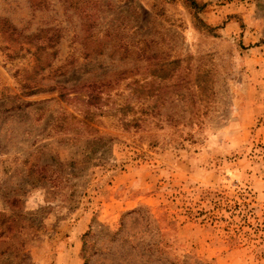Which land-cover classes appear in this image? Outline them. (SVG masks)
<instances>
[{"label":"rangeland","instance_id":"rangeland-1","mask_svg":"<svg viewBox=\"0 0 264 264\" xmlns=\"http://www.w3.org/2000/svg\"><path fill=\"white\" fill-rule=\"evenodd\" d=\"M191 3L0 0V264H264V0Z\"/></svg>","mask_w":264,"mask_h":264},{"label":"trees","instance_id":"trees-1","mask_svg":"<svg viewBox=\"0 0 264 264\" xmlns=\"http://www.w3.org/2000/svg\"><path fill=\"white\" fill-rule=\"evenodd\" d=\"M192 1V3L190 4L193 8H195V3H194V0H191ZM96 83H100V82H92V83H90V84H88V87L89 88H91V90L88 88V92H87V100H88V102H90V103H94L95 102V100L94 99H97V101H98V99H99V97L94 93V88H93V86H95V84ZM143 85H139L138 87H142ZM102 99V98H101ZM145 114H147V112L146 111H142L141 112V114L140 115H145ZM139 116L138 117H134V118H131V120H129V122H126V123H130V122H136L135 123V126H138L140 123L138 122L139 121ZM128 121V120H127Z\"/></svg>","mask_w":264,"mask_h":264},{"label":"crops","instance_id":"crops-1","mask_svg":"<svg viewBox=\"0 0 264 264\" xmlns=\"http://www.w3.org/2000/svg\"><path fill=\"white\" fill-rule=\"evenodd\" d=\"M260 59H263V58H260ZM126 203V202H125Z\"/></svg>","mask_w":264,"mask_h":264}]
</instances>
